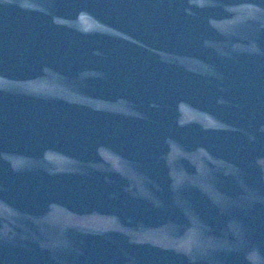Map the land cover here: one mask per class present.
I'll return each instance as SVG.
<instances>
[{
  "label": "water",
  "instance_id": "1",
  "mask_svg": "<svg viewBox=\"0 0 264 264\" xmlns=\"http://www.w3.org/2000/svg\"><path fill=\"white\" fill-rule=\"evenodd\" d=\"M0 264H264V0H0Z\"/></svg>",
  "mask_w": 264,
  "mask_h": 264
}]
</instances>
